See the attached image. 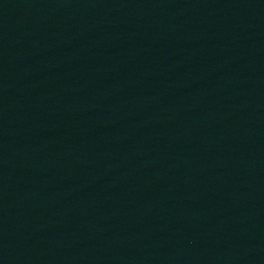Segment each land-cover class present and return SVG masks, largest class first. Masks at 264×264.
Returning <instances> with one entry per match:
<instances>
[{
	"label": "water",
	"instance_id": "1",
	"mask_svg": "<svg viewBox=\"0 0 264 264\" xmlns=\"http://www.w3.org/2000/svg\"><path fill=\"white\" fill-rule=\"evenodd\" d=\"M131 0H0V51L104 14Z\"/></svg>",
	"mask_w": 264,
	"mask_h": 264
}]
</instances>
